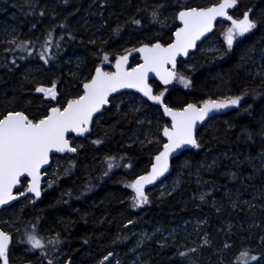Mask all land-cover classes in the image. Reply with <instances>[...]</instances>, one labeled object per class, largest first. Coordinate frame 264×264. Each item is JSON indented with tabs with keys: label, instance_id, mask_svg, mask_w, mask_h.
I'll return each instance as SVG.
<instances>
[{
	"label": "trees",
	"instance_id": "1",
	"mask_svg": "<svg viewBox=\"0 0 264 264\" xmlns=\"http://www.w3.org/2000/svg\"><path fill=\"white\" fill-rule=\"evenodd\" d=\"M219 1L0 0V119L19 112L37 122L49 108L62 109L81 95L95 66L141 44L169 43L178 10ZM236 1L234 15L251 10L255 27L231 47L206 52L202 48L225 26L217 23L187 61L178 62L187 88L175 85L163 102L172 110L240 98L211 110L196 145L173 158L165 180L178 179L177 188L161 195L149 189L148 202L136 206L131 182L163 144L164 127L159 132L154 125L168 123L159 106L131 93L114 96L88 136L68 137L74 156L52 157L41 198L26 197L0 211L1 217L16 209L10 222L0 223L12 238L7 264H101L106 257L103 264H129L138 233L165 232L192 217L202 219L209 246L180 249L186 233L161 244L144 239V264H185L187 253L192 264H231L219 253L234 246L240 256L232 264H264L262 225L247 223L264 224V0ZM136 64L133 57L130 67ZM53 85L55 104L36 94ZM243 216L244 223L234 224ZM26 233L43 246L23 244ZM211 245L218 248L208 255ZM218 254L220 262L213 260Z\"/></svg>",
	"mask_w": 264,
	"mask_h": 264
},
{
	"label": "snow or ice",
	"instance_id": "2",
	"mask_svg": "<svg viewBox=\"0 0 264 264\" xmlns=\"http://www.w3.org/2000/svg\"><path fill=\"white\" fill-rule=\"evenodd\" d=\"M236 0H225L219 7L210 8L207 11L195 9L188 12H181L180 19L184 28L176 33V42L169 48H161L159 44L153 48H141L144 53V64L131 72H123L121 65L127 60L123 57L117 61V73H103L98 68L96 76L91 83L85 84V93L79 99L69 102L62 111L53 108L51 114L39 122H32L21 113H10L0 119V204L7 203L14 197L11 194L12 187L17 183L19 177L27 174L32 177V184L29 191L39 196L38 175L42 164L47 163L48 154L53 149L57 152L75 151L69 146L65 139V133L75 131L80 134L87 131L85 125L91 120L93 113L100 110L101 105L107 103L109 93L119 88H136L144 93L150 100L159 103L160 97L151 94V89L145 84L146 75L149 71L156 72L165 84L171 82L174 73L166 72L163 69L165 63H174L179 53H186L188 48L207 30H210L211 22L216 16H225L226 9L235 5ZM255 24L249 20L248 14L242 20L232 21V28L226 33V40L231 47L233 34L244 35L249 32ZM181 83L188 86V81L181 78ZM45 92L55 99L56 93L53 88L37 89ZM240 98L229 99L227 102H208L202 108L188 105L181 112H173L165 108V113L173 120L172 131L165 129L168 143L164 145V151L156 157L157 164L153 167L150 176L141 177L130 185L136 193V206L147 203L143 192V185L151 183L158 175L167 170V158L170 152L180 148L184 144L196 145L193 139V127L197 120H203L209 111L237 105ZM8 236L0 232V257H5L8 244ZM29 241L33 248L42 247V243L35 236L30 235ZM107 259V257L105 258ZM5 264L7 260L5 258Z\"/></svg>",
	"mask_w": 264,
	"mask_h": 264
},
{
	"label": "water",
	"instance_id": "3",
	"mask_svg": "<svg viewBox=\"0 0 264 264\" xmlns=\"http://www.w3.org/2000/svg\"><path fill=\"white\" fill-rule=\"evenodd\" d=\"M224 2H225V0H220L219 2H217V3L213 4V5L206 6V7H203V8H188V9L184 8V9L178 10L175 13V16H174V21H175L176 27H175V29H174V31L172 33L171 41L168 44L164 45V44H162L160 42H155V43H153L151 45H149V44H141V45L133 48L132 50H130V51L126 52V53H123L122 55L114 58L113 61H112V63H111V65H110V71L109 72H106L101 65L95 66L94 69H93V71H92V74H91L90 79L87 80V81H85V82H83L81 84V87H80L81 95L78 98L68 100L65 103V105H64V107L62 109H60L58 106H54V107L49 108L48 111H47L46 116L44 118H42V119H45L48 115H50L51 114V110L53 108H58V109H60L62 111L64 108H66L68 106L69 102L74 101V100H77L81 96H83L84 93H85L84 85L85 84H88V83H91L92 79L96 76V70L98 68L103 73L115 74V73H117V67H116L117 61L118 60H121L123 57H127V60L125 62H123L122 65H121V70L123 72H131L133 69L140 68V66L143 65L144 62H145L144 61V53H142V52L139 51L141 48H153L157 44H159L161 46V48H169L172 44H174L176 42V33L178 31H180L182 28H184V26H185L184 23H183V21L180 19V13L181 12H188V11H191L193 9H195L197 11H207L210 8L219 7V5L221 3H224ZM237 8H238V2L236 1L235 2V5L233 7L226 9V15L225 16H216L212 20V22H211L210 30L205 31L203 33V35H201L200 38L195 41L194 46L187 49V52L186 53H179V54H177L176 57H175V62L174 63H165L163 65V69L166 72H170V73H174L175 74V70L177 68L178 62L179 61L186 62L187 59L189 58V56L196 51L197 46L199 44H201L203 42V40H205L207 37H209L214 32L216 24L217 23H228L231 20L230 14L234 10H236ZM246 13L249 16L250 13H251V10H248V11L244 12V15ZM243 18H244V16H243ZM133 57H137V64L135 66H133V67H130V61H131V59ZM174 77H175V75L173 76V78H172V80H171L170 83L165 84L163 82V80L161 79V77L156 74V72L149 71L147 73V75H146V79H145L144 82L147 85V87L149 89H151V94L153 95V89H154V87H153L152 83H154L156 86H159V87H162V88H167L170 85H172V83L174 81ZM122 93H131V94H134V95L138 96L139 98H141L143 100H148L149 99L147 96L144 95L143 92L138 91L136 88H119L115 92L109 93V95L107 97V103L101 105L100 110L98 112L93 113V115L91 117V120L88 122L87 125H85V127H87V129H88L87 131L83 132L82 134H80L78 132H75V131H68V132L65 133V139L68 141V144H69L70 147H72V146H71V143H70L68 137L69 136H72L75 139H84L86 136H88L90 134V132H91V126H92L93 119L96 116L100 115L105 109H108L109 108L110 99L112 97L117 96V95L122 94ZM188 105H193L194 107H196V108L199 109V108H202L205 105V103L204 102H201V103H198V104H188ZM188 105L182 107L181 109H173L172 111L173 112H181ZM16 113H19V112H16ZM8 114H10V113H8ZM8 114H6L5 116H7ZM210 116H211V114H207L204 117L203 120H197L195 122V125L193 127V133H192L193 139L195 141H196V135H197L198 131L206 124V122L208 121V119H209ZM166 117H167V120L169 122L168 127L166 129L168 131H172V124H173L172 117L170 115H167V114H166ZM3 118H1V119H3ZM42 119H40V120H42ZM28 120H30V119H28ZM40 120H38L37 122H39ZM30 121H32V120H30ZM164 133H165V131H162L160 133V136H161V139L163 141V144L161 145V147H160L159 151L157 152V154L152 158L151 164H150L148 170L144 174H142L141 176H139L136 179H134L131 182V185L133 183H135L137 180H139L141 177H147V176H150L152 174L153 167H154V165L157 164L156 157L159 156L164 151V145L168 143V137ZM193 147L194 146L192 144H184V145H181L180 148H177L174 151L170 152L169 155H168V158H167V170L164 171L162 175H158L156 177V179L153 180L151 183H145L143 185V192H144V194H146L147 190L154 188L158 183H160L161 181H163L165 178H167L170 175V173H171V162H172L173 158L177 157L183 151H186L188 149H192ZM72 148H74V147H72ZM75 154H76V149L73 152H69V151L57 152L54 149L52 151H50L49 154H48V161H47V163L42 164L41 167H40V169H39V172L37 173V175L39 177V179H38L39 196H37L35 192L28 190L29 187L32 184V177L31 176H28L27 174L22 175L21 177H19L17 183L12 187L11 194H12V196L14 198L8 200L7 203L0 204V211L2 209H5V208L10 207L15 202H17V201H19L21 199H24L26 197H30L32 199V201L39 200L41 198V195H42V188H43L44 180L47 177V174H46L45 171L50 168L51 162H52V157L53 156L62 157L64 155H67L69 157H72ZM23 180H26V183H25V186L24 187H22V184H21ZM0 232L4 233L2 230H0ZM4 234L6 236H8L6 233H4ZM8 238L9 239H8V244H7L6 251L9 249V247L11 245V242H12L11 241V238L9 236H8Z\"/></svg>",
	"mask_w": 264,
	"mask_h": 264
},
{
	"label": "rangeland",
	"instance_id": "4",
	"mask_svg": "<svg viewBox=\"0 0 264 264\" xmlns=\"http://www.w3.org/2000/svg\"><path fill=\"white\" fill-rule=\"evenodd\" d=\"M232 27H230L229 29H231ZM228 29V30H229ZM228 30L226 29L225 30V26H223L222 30L219 32L218 36L216 38H213L211 40H209L207 42V44L202 48V50L206 51V52H214V51H217L220 47V44L223 45V46H229L228 43H227V40H226V33L228 32ZM242 35H239L238 33H235L233 34V43L238 39L240 38ZM232 43V44H233ZM112 63V62H111ZM111 63L107 64L106 62H104V65L102 66L104 68V70L106 72H109L110 71V65ZM180 74V73H179ZM180 76V75H179ZM180 79L184 77L181 75L179 77ZM54 86V90H55V93H56V96H55V99H53L51 97V95H46L45 92H40V91H37V89H40V88H43V89H49V88H53ZM53 86H49V87H38L36 89V94L40 95L44 100L46 101H51L52 103L55 104L56 100H57V90H56V87L55 85ZM176 86H180L182 89H186L187 87H185V85L183 83H181V80H178V83L176 84ZM131 96H126L125 99H130ZM136 101V106L135 108H140L142 107V104L137 101L136 98H132ZM60 108V107H59ZM163 124L162 123H157L156 125H154L155 129H159V132L161 131L162 127H164V129L166 127H168L167 125L165 126H162ZM148 131V129H147ZM179 180L178 179H164L163 181H161L160 183H158L155 187V190L158 192V194H166V193H169L171 191H174L177 186L179 185ZM198 185V184H197ZM200 188L203 187L201 186V184L198 185ZM203 189V188H201ZM205 191L201 192L200 194L204 193ZM16 212V209H13V208H9V210L3 214L1 217H0V223H3V222H10L13 214ZM246 217H248L246 215ZM245 219V216H243V218H236L234 224H237V225H241L242 222L244 221ZM249 221L247 222L251 227L252 225H262L261 227V230H262V233L264 234V224H262L261 222L253 219V218H247ZM244 223V222H243ZM201 226H202V219L200 218H190L188 221L184 222V223H181V224H178L172 228H170L168 231H165V232H161V231H158V230H151L150 232H140L138 233V242H137V245L133 248V252H132V258L129 262V264H144V261L142 260V256L144 255V251L146 250L145 249V246L143 245L142 241L145 239V240H155L157 243H165L168 238H170V241H174V239L172 237H175V236H178V235H182L183 233H186L185 236H181V240L182 241L180 243V249H185V248H196V250L198 251L197 248H201L202 246H209V242H207L208 240H205V236H204V231L201 229ZM248 226V225H247ZM33 234L32 233H26L24 235V237L22 238L23 239V244H25L26 246L28 247H32V244L31 242L29 241V236ZM216 245H211L210 246V250H209V254L208 255H211V252L214 251V249H217L215 247ZM255 246V245H254ZM185 247V248H184ZM256 247V246H255ZM33 248V247H32ZM226 253V254H225ZM220 255L223 256V258H225L226 260L227 259H232V263H233V260L238 258L240 255V253L238 252V250H236V247H232L231 249H227L226 247L223 248V250L219 253ZM214 256L213 260L217 259V262H220V260H218V256ZM185 255V254H184ZM188 255V256H186ZM185 255V257H183V261L185 264H192V259H191V256L187 253ZM222 259V258H221ZM0 264H5L4 260L2 258H0ZM109 260V257L107 259H103L101 264L103 263H106L107 261ZM208 260H210V258H208ZM252 262V261H250ZM231 263V264H232ZM67 264V263H66ZM253 264V263H251ZM256 264H263L262 263V259L257 262Z\"/></svg>",
	"mask_w": 264,
	"mask_h": 264
},
{
	"label": "flooded vegetation",
	"instance_id": "5",
	"mask_svg": "<svg viewBox=\"0 0 264 264\" xmlns=\"http://www.w3.org/2000/svg\"><path fill=\"white\" fill-rule=\"evenodd\" d=\"M235 11V10H234ZM233 11V12H234ZM231 13L230 14V16H231V20L228 22V23H223L224 25H225V30L227 29H229L230 27H232V21L233 20H236V21H239V20H242L243 19V16H244V12L243 11H240V13H239V15L237 16V15H234V13ZM249 17V20L251 21V19H250V15L248 16ZM168 44V43H167ZM164 45H166V44H164ZM181 76V74H179V72H178V70H177V68H176V70H175V77H174V81H173V83H172V85H170L169 87H167V88H162V87H159V86H156L155 84H153V87H154V89H153V95L154 96H158V97H160V102L159 103H156V102H154V101H152V100H150V99H148V100H145V101H147L148 103H150V104H152V105H154V106H159L160 108H159V110L161 111V113H162V115H163V119L169 124V122H168V120H167V117H166V113H165V106L163 105V102H164V99H165V97H166V93L170 90V89H172L177 83H178V80H181L179 77ZM155 89H156V91H155ZM173 110V109H172ZM208 114H211V112L209 111L208 112ZM168 126V125H167ZM167 128V127H166ZM7 234V233H6ZM10 238H11V236L10 235H8ZM11 241H12V238H11ZM9 249H10V247H9ZM9 249L5 252V257H0V258H2L3 260H4V262H5V258H6V260H7V254H8V251H9ZM1 261V260H0Z\"/></svg>",
	"mask_w": 264,
	"mask_h": 264
},
{
	"label": "bare ground",
	"instance_id": "6",
	"mask_svg": "<svg viewBox=\"0 0 264 264\" xmlns=\"http://www.w3.org/2000/svg\"><path fill=\"white\" fill-rule=\"evenodd\" d=\"M6 232V231H5Z\"/></svg>",
	"mask_w": 264,
	"mask_h": 264
}]
</instances>
